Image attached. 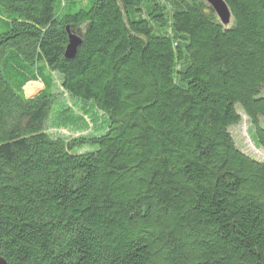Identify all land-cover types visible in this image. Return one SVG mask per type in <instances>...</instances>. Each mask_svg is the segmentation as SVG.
<instances>
[{
  "label": "trees",
  "instance_id": "trees-1",
  "mask_svg": "<svg viewBox=\"0 0 264 264\" xmlns=\"http://www.w3.org/2000/svg\"><path fill=\"white\" fill-rule=\"evenodd\" d=\"M224 1L0 0L9 264H264V159L231 134L240 109L264 150V0ZM59 94L96 111L49 118Z\"/></svg>",
  "mask_w": 264,
  "mask_h": 264
},
{
  "label": "rangeland",
  "instance_id": "rangeland-1",
  "mask_svg": "<svg viewBox=\"0 0 264 264\" xmlns=\"http://www.w3.org/2000/svg\"><path fill=\"white\" fill-rule=\"evenodd\" d=\"M30 82H34L36 85L34 86L35 88L33 87L34 89L31 92H27L24 89V93L26 95H33L43 87V85L39 81ZM68 104L72 107L71 110L67 108ZM92 105L93 103L91 101L78 99L71 95L59 94L53 99L50 105L48 117L54 119L57 117H61L65 114L69 116L71 115L70 113H82L83 111H85L86 114L91 116L93 112L96 111ZM239 112L242 115L241 121L236 125L231 126V134L235 140L236 145L251 156L257 159H264V150L261 147L256 146V144L252 141L250 137L251 133L253 132L252 126L250 125L246 116L242 114V111L240 109ZM259 122L262 126H264V118H260ZM57 132L66 133V130L57 129Z\"/></svg>",
  "mask_w": 264,
  "mask_h": 264
},
{
  "label": "water",
  "instance_id": "water-1",
  "mask_svg": "<svg viewBox=\"0 0 264 264\" xmlns=\"http://www.w3.org/2000/svg\"><path fill=\"white\" fill-rule=\"evenodd\" d=\"M206 1L216 11L221 21L225 24L228 23L230 19V11L224 0H206ZM66 28H67V44L65 47V55L66 57H72L76 52L77 46L81 43V38L77 34L72 33L68 26ZM0 264H9V263L3 256H0Z\"/></svg>",
  "mask_w": 264,
  "mask_h": 264
},
{
  "label": "bare ground",
  "instance_id": "bare-ground-1",
  "mask_svg": "<svg viewBox=\"0 0 264 264\" xmlns=\"http://www.w3.org/2000/svg\"><path fill=\"white\" fill-rule=\"evenodd\" d=\"M36 84L34 83V82H28V83H26L25 85H24V89H25V91H27V92H31V91H33V89L35 88L34 86H35ZM34 87V88H33Z\"/></svg>",
  "mask_w": 264,
  "mask_h": 264
}]
</instances>
